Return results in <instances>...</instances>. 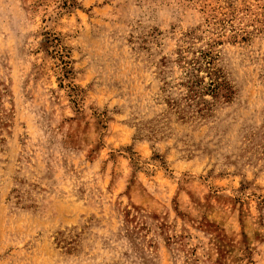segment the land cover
Instances as JSON below:
<instances>
[{"label":"rangeland","instance_id":"obj_1","mask_svg":"<svg viewBox=\"0 0 264 264\" xmlns=\"http://www.w3.org/2000/svg\"><path fill=\"white\" fill-rule=\"evenodd\" d=\"M63 1L0 0V264H264V0Z\"/></svg>","mask_w":264,"mask_h":264},{"label":"trees","instance_id":"obj_2","mask_svg":"<svg viewBox=\"0 0 264 264\" xmlns=\"http://www.w3.org/2000/svg\"><path fill=\"white\" fill-rule=\"evenodd\" d=\"M63 5L66 8H70L74 5V0H64ZM203 58H205L204 62L207 65L211 64V62H212L211 56L205 54ZM207 77H209L208 78L209 81L207 83H205L206 84L204 87L206 89L205 92L215 93L218 91V89L222 88L223 84L218 81L217 76H216L217 80H212L210 76H207ZM220 81H222V80H220ZM202 83L203 82L199 79L198 76H192V75L189 76V84H188L187 88H188L189 93L192 96V97H190L191 102H193L194 104H195V102H196V104H197V102H199V98H200L199 92L201 90ZM193 103L189 104V107H194L196 105V104L194 105Z\"/></svg>","mask_w":264,"mask_h":264}]
</instances>
